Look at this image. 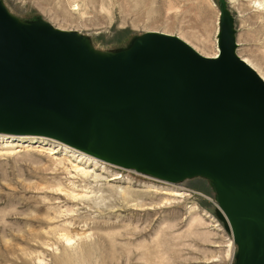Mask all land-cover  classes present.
Returning a JSON list of instances; mask_svg holds the SVG:
<instances>
[{
  "label": "water",
  "instance_id": "95a60500",
  "mask_svg": "<svg viewBox=\"0 0 264 264\" xmlns=\"http://www.w3.org/2000/svg\"><path fill=\"white\" fill-rule=\"evenodd\" d=\"M234 33L222 5L215 58L157 32L100 54L0 1V135L52 140L165 182L207 178L237 264H264V80L236 54Z\"/></svg>",
  "mask_w": 264,
  "mask_h": 264
},
{
  "label": "rangeland",
  "instance_id": "374dc122",
  "mask_svg": "<svg viewBox=\"0 0 264 264\" xmlns=\"http://www.w3.org/2000/svg\"><path fill=\"white\" fill-rule=\"evenodd\" d=\"M0 1L19 21L75 33L100 53L157 32L205 57L218 53L223 5L237 55L264 78V0ZM43 143L0 148V264H237L209 179L170 183L80 164L56 142Z\"/></svg>",
  "mask_w": 264,
  "mask_h": 264
},
{
  "label": "bare ground",
  "instance_id": "6f19581e",
  "mask_svg": "<svg viewBox=\"0 0 264 264\" xmlns=\"http://www.w3.org/2000/svg\"><path fill=\"white\" fill-rule=\"evenodd\" d=\"M168 35V34H166ZM182 40V39H180ZM83 41V40H82ZM183 41V40H182ZM85 44L86 42L83 41ZM185 42V41H184ZM186 43V42H185ZM188 44V43H187ZM189 45V44H188ZM217 45H218V41H217ZM190 46V45H189ZM237 46V45H236ZM193 49V47H191ZM237 48V47H236ZM93 49V48H92ZM94 50V49H93ZM195 50V49H193ZM95 52L97 53H100L96 50H94ZM196 51V50H195ZM236 51V50H235ZM197 52V51H196ZM198 53V52H197ZM218 53H219V50H218ZM218 53L213 56V57H209V58H215L218 56ZM100 54H104V53H100ZM200 54V53H198ZM237 54V53H236ZM201 55V54H200ZM203 56V55H202ZM242 59V58H241ZM244 60V59H242ZM244 62H246L249 66L252 67V65L250 63H248L246 60H244ZM254 69V67H252ZM255 70V69H254ZM260 77L264 80V78L260 75ZM52 142L54 143L55 141H52V140H47V139H43V138H35V137H29V138H17V137H11V136H3V135H0V148L1 149H6V150H12L13 148H16V147H24L26 148L25 150H27V148L29 149V147H31L32 145H35L36 147H41L44 143L43 142ZM58 148L59 146H61L63 149H61V151L63 150L64 152H68L70 154H73L74 156H76L77 158H79V163H87V162H93L94 164H97V162H101V161H98L94 158H92L91 156L87 155V154H84L78 150H75V149H72L70 147H67L59 142H56ZM46 147V146H45ZM32 148V147H31ZM23 149V148H22ZM45 149V148H44ZM32 150V149H31ZM38 150V149H37ZM103 163V162H102ZM117 177H115V179H111L112 180H116ZM163 195H166V196H170V197H177V196H180L181 194L179 193H164Z\"/></svg>",
  "mask_w": 264,
  "mask_h": 264
}]
</instances>
